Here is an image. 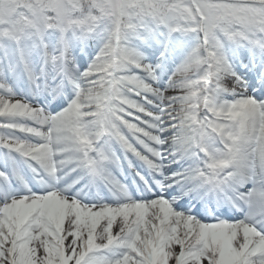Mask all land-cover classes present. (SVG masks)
I'll return each mask as SVG.
<instances>
[{
	"label": "snow or ice",
	"instance_id": "snow-or-ice-1",
	"mask_svg": "<svg viewBox=\"0 0 264 264\" xmlns=\"http://www.w3.org/2000/svg\"><path fill=\"white\" fill-rule=\"evenodd\" d=\"M0 264H264V0H0Z\"/></svg>",
	"mask_w": 264,
	"mask_h": 264
}]
</instances>
